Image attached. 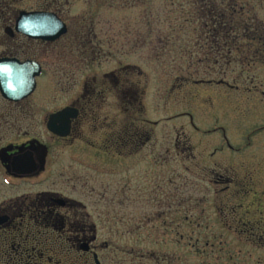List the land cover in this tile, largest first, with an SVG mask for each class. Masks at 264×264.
I'll use <instances>...</instances> for the list:
<instances>
[{
  "label": "rangeland",
  "instance_id": "rangeland-1",
  "mask_svg": "<svg viewBox=\"0 0 264 264\" xmlns=\"http://www.w3.org/2000/svg\"><path fill=\"white\" fill-rule=\"evenodd\" d=\"M65 1L69 31L41 47L34 92L18 104L0 95V147L37 138L49 148L46 169L14 181L0 171V200L51 190L72 198L73 221L91 229V250L83 254L52 233L37 251L0 254L19 253L22 264H94V253L100 264H264V3L249 23L258 42L240 41L229 60L214 59L206 46L190 60L187 47L201 30L179 9L184 0ZM81 26L98 37L103 57L78 72V53L63 50ZM4 38L0 28V54L27 47ZM93 83L90 115L53 142L48 115L89 96ZM215 169L244 186L229 184L216 197ZM237 225L247 231L228 229Z\"/></svg>",
  "mask_w": 264,
  "mask_h": 264
},
{
  "label": "flooded vegetation",
  "instance_id": "flooded-vegetation-1",
  "mask_svg": "<svg viewBox=\"0 0 264 264\" xmlns=\"http://www.w3.org/2000/svg\"><path fill=\"white\" fill-rule=\"evenodd\" d=\"M19 1L20 0H0V28H3V32L6 27L14 29L16 19L20 12H50L55 14L66 25V34L68 33L69 23L63 12L66 1L65 4H63L60 2L62 0H38V4L31 8H19ZM82 21L83 20L80 19L79 23ZM64 36H61L52 43L40 39H32L12 30L11 35L4 33V39L10 43L16 42L18 39L23 42L25 41L27 47L24 50L20 47H16V49L10 52H3L0 54V58H15L19 61H36L41 66L43 73V63L38 61L39 58L43 59L44 57L40 50L41 47L59 42ZM116 78L117 76L115 79ZM118 81V84L121 85V76H119ZM215 83L217 86H225L228 88L231 86L226 83L224 79H217ZM114 86L116 87L117 85L114 84ZM89 90V96H86V94L83 93L70 105L61 108L70 107L76 110L77 113L76 117L70 120L69 134L66 137H60L50 133L53 137V142L57 143L60 140L68 139L76 128L79 129L81 125L80 120L83 117L90 115L89 113L92 112L96 103V83H93ZM3 100L8 104H18L24 99L17 102L6 99ZM221 139L223 141L222 144L225 145L228 151L236 152L238 150L234 149L232 144H230V139H228L224 133L221 134ZM220 145L221 143H218L217 146L213 148L212 155L214 158L215 156L217 157L221 149ZM48 150V146L40 142L37 138H31L17 144L8 143L1 146L0 171L4 173V176L2 177H8L9 180L14 181L29 179L40 175L43 173L44 169H46ZM16 161H18L17 165L15 164ZM27 161H31L36 166V170L29 174H21L19 171L25 169ZM214 165L215 168H218V157L216 158V163ZM218 169L213 171L212 179L214 187L213 191L216 197H218L223 191H227L229 184H232L233 187L237 188L244 186L238 183V181L230 179L229 175L226 176V173H218ZM74 203L75 201L72 198L65 196L60 197L59 192L53 190L43 191L36 196H19L15 198L3 197V199L0 200V253H5L10 249L15 252L37 251L42 247L43 236L55 233L61 238V240H66L68 244L72 245L74 248L77 247V250L82 251L83 254H88L91 250L90 238L86 235L91 229L83 221H78L77 223L73 221ZM83 219H85L84 216ZM228 229L233 233L237 232L238 234L240 230L243 231L245 229V232L247 231L246 227L240 228V225L234 227L231 226V228ZM248 234L252 235V233ZM28 237H31L30 240H28L29 244H27ZM83 243H88L89 248L87 251L81 249ZM21 258L22 255L19 253H17V256H13V258L9 255L5 256V254H0V264H22V260L24 259L21 260Z\"/></svg>",
  "mask_w": 264,
  "mask_h": 264
},
{
  "label": "trees",
  "instance_id": "trees-1",
  "mask_svg": "<svg viewBox=\"0 0 264 264\" xmlns=\"http://www.w3.org/2000/svg\"><path fill=\"white\" fill-rule=\"evenodd\" d=\"M263 3V0H184L183 4H179V9L185 14L188 13L186 20L191 19L194 20L193 22L199 23L195 26L201 30V33H197V38L189 42L191 45L190 48L187 47V50H191L188 52L189 59H193L192 56L197 53V49L200 52L201 48L204 49L206 46V50L215 55H213L214 59L221 57V59L229 60L232 53L240 51V43L258 42L261 34L255 29L253 30L252 27L255 25V20L259 18L255 15V9ZM84 18L81 17L83 21ZM249 23L254 24L250 27ZM195 26H193L194 30L197 29ZM81 28L83 26L74 28L63 50V52L75 50L78 53L74 56L73 62L76 63L74 71L78 72L82 71L84 66L87 68L94 62H101L103 57L98 37L92 31L84 33V29ZM38 61H42V58H39ZM64 74L66 75V73ZM125 76L122 73L121 80L124 85L126 84ZM129 116L132 117L131 114ZM132 123L130 121L128 125ZM129 128L132 129V127Z\"/></svg>",
  "mask_w": 264,
  "mask_h": 264
},
{
  "label": "water",
  "instance_id": "water-1",
  "mask_svg": "<svg viewBox=\"0 0 264 264\" xmlns=\"http://www.w3.org/2000/svg\"><path fill=\"white\" fill-rule=\"evenodd\" d=\"M12 30L32 39L53 42L66 34V25L50 12H20L14 29L6 27L4 33L11 35ZM42 73L41 66L33 60L19 61L15 58H0V95L2 98L17 102L27 98L36 88V78ZM77 111L65 107L48 116L46 129L57 136L69 134L70 120L76 117ZM18 164V161L15 162ZM21 174H29L36 170L31 162H26ZM88 243L81 249L88 250ZM94 264H100L97 255L93 254Z\"/></svg>",
  "mask_w": 264,
  "mask_h": 264
}]
</instances>
